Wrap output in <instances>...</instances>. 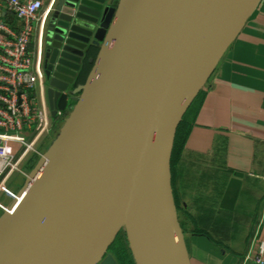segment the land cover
<instances>
[{"label":"water","instance_id":"1","mask_svg":"<svg viewBox=\"0 0 264 264\" xmlns=\"http://www.w3.org/2000/svg\"><path fill=\"white\" fill-rule=\"evenodd\" d=\"M261 1L55 0L47 103L53 119L75 105L0 218V264H118L108 253L136 204L146 264H192L173 190L177 130Z\"/></svg>","mask_w":264,"mask_h":264},{"label":"crops","instance_id":"2","mask_svg":"<svg viewBox=\"0 0 264 264\" xmlns=\"http://www.w3.org/2000/svg\"><path fill=\"white\" fill-rule=\"evenodd\" d=\"M43 1L47 8L55 2ZM6 19L20 27L14 16ZM31 50L43 59L39 36ZM217 66L177 130L181 150L172 176L179 221L192 264H256L246 258L257 257L264 242V0ZM92 70L93 65L82 85ZM36 96L47 103L45 77ZM66 115L53 119L50 114V132L34 152L15 144L18 156L24 154L19 172L25 175L37 148ZM9 134L29 142L36 136L31 129Z\"/></svg>","mask_w":264,"mask_h":264},{"label":"built area","instance_id":"3","mask_svg":"<svg viewBox=\"0 0 264 264\" xmlns=\"http://www.w3.org/2000/svg\"><path fill=\"white\" fill-rule=\"evenodd\" d=\"M51 10L52 6L47 8L43 0H0V128L5 130L0 133V195L11 199L12 204L18 195L8 188L7 181L20 171L24 159V154L18 156L15 144L34 152L36 143L50 132L48 105L36 96L39 83L41 87L44 83L43 59L31 46L36 36L42 42ZM7 14L19 21L18 29L6 19ZM62 115L59 113V117ZM28 129L36 135L32 142L9 134ZM258 250L257 257L248 255L246 261L264 264V242Z\"/></svg>","mask_w":264,"mask_h":264},{"label":"rangeland","instance_id":"4","mask_svg":"<svg viewBox=\"0 0 264 264\" xmlns=\"http://www.w3.org/2000/svg\"><path fill=\"white\" fill-rule=\"evenodd\" d=\"M71 105L73 106L75 104L73 103ZM69 110L71 112V109H69ZM70 112L66 115L65 119L60 122L57 132H55L54 135H52V134L49 135L48 137H46L43 140V141H47V143L45 144V142H44L43 145H41L39 148H37L39 155L33 156L34 161H33V164L31 167H29L28 169H26V168L23 169L25 171V175L21 172H17V173H14L10 177V179L8 181V186L14 192H16V193L19 192L20 189H22L23 184L25 186L27 179H28L29 175L31 174V172H33V170L36 168V166L38 165L41 158L46 154V152L56 142V140H57V138L61 132V129L63 128V126L65 124L66 119H68L70 116ZM39 144H40V142H39ZM0 201L2 202V204H1L2 207H0V218H1L5 214L4 208H8L12 204V200L3 196V197H0ZM178 207L179 206H177V209H178ZM178 215H179V212H178ZM108 254L112 255L116 259L118 264H137L135 257H134V254H133V251L131 249V245H130L126 230H123L119 234L116 241L111 246Z\"/></svg>","mask_w":264,"mask_h":264},{"label":"bare ground","instance_id":"5","mask_svg":"<svg viewBox=\"0 0 264 264\" xmlns=\"http://www.w3.org/2000/svg\"><path fill=\"white\" fill-rule=\"evenodd\" d=\"M124 230H126L128 239L138 264H146L144 253V237L140 220V210L136 204L126 219Z\"/></svg>","mask_w":264,"mask_h":264},{"label":"trees","instance_id":"6","mask_svg":"<svg viewBox=\"0 0 264 264\" xmlns=\"http://www.w3.org/2000/svg\"><path fill=\"white\" fill-rule=\"evenodd\" d=\"M89 66H92V65H88L87 66L86 71H85L84 75L82 76L81 84L84 82V76L87 73V70H88ZM178 131H179V128H178ZM178 131H177V135H176L175 146H174V151H173V156H172V173H174V168H175V163H176V160H177V157H178V153L181 150V143H180V140L178 138L179 137V132ZM33 161H34V157H33L32 161H31V164H30L31 166L33 164ZM178 212H179V219H181V209H179V207H178Z\"/></svg>","mask_w":264,"mask_h":264},{"label":"flooded vegetation","instance_id":"7","mask_svg":"<svg viewBox=\"0 0 264 264\" xmlns=\"http://www.w3.org/2000/svg\"><path fill=\"white\" fill-rule=\"evenodd\" d=\"M42 52H43V70H44V45H43V43H42ZM70 111V110H69ZM69 111L68 112H66V113H64L63 115H66V114H68L69 113Z\"/></svg>","mask_w":264,"mask_h":264}]
</instances>
